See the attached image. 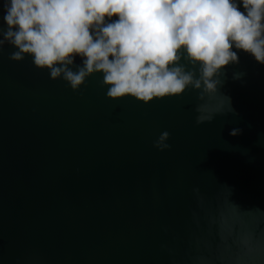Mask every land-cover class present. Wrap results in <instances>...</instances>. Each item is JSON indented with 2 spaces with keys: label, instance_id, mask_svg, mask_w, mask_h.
<instances>
[{
  "label": "water",
  "instance_id": "obj_1",
  "mask_svg": "<svg viewBox=\"0 0 264 264\" xmlns=\"http://www.w3.org/2000/svg\"><path fill=\"white\" fill-rule=\"evenodd\" d=\"M13 50L0 52V264H171L160 245L185 247L195 185L264 208V65L252 56L240 52L220 87L235 114L197 126L192 90L116 102L102 74L73 91ZM165 130L172 150L160 152ZM212 219L233 223L224 209Z\"/></svg>",
  "mask_w": 264,
  "mask_h": 264
},
{
  "label": "clouds",
  "instance_id": "obj_2",
  "mask_svg": "<svg viewBox=\"0 0 264 264\" xmlns=\"http://www.w3.org/2000/svg\"><path fill=\"white\" fill-rule=\"evenodd\" d=\"M5 45L14 49L9 60L31 57L73 91L102 74L101 86L116 102L149 104L192 90L200 126L235 114L220 87L240 52L264 65V0H0V52ZM170 138L162 131L153 147L171 151ZM191 193L185 247L160 245L171 264H264V208L242 209L226 185L212 195L195 185ZM220 209L233 217L227 231L213 223Z\"/></svg>",
  "mask_w": 264,
  "mask_h": 264
}]
</instances>
